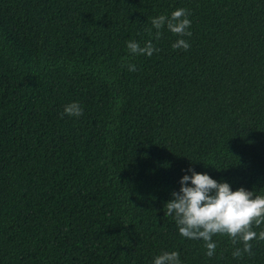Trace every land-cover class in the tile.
<instances>
[{
  "label": "trees",
  "instance_id": "trees-1",
  "mask_svg": "<svg viewBox=\"0 0 264 264\" xmlns=\"http://www.w3.org/2000/svg\"><path fill=\"white\" fill-rule=\"evenodd\" d=\"M178 8L191 36L149 35ZM190 168L264 195V0H0V264H264L179 234Z\"/></svg>",
  "mask_w": 264,
  "mask_h": 264
},
{
  "label": "clouds",
  "instance_id": "clouds-1",
  "mask_svg": "<svg viewBox=\"0 0 264 264\" xmlns=\"http://www.w3.org/2000/svg\"><path fill=\"white\" fill-rule=\"evenodd\" d=\"M189 12L185 8H178L170 16L160 15L151 18L152 28L147 29L152 35L155 29V39L162 36V29H167L177 37L191 36ZM132 55H147L151 57L159 49L154 47L151 40L143 47L132 40L126 42ZM190 44L183 38L172 44L173 49L188 50ZM129 71H135V66L129 64ZM64 115L79 118L83 115V108L72 102L64 107ZM191 175H184L179 183L178 192L172 193V199L166 203V216H172L178 227L179 234L187 239L202 240L205 255L211 258L216 253L217 244L214 236H228L234 245L242 244V248H235L234 258H242L245 253H251L252 241H264V229L259 232L254 228L264 225V195L246 190L243 187L233 191L227 182H218L206 173H197L188 169ZM190 181V186H189ZM153 264H181L177 251H164L154 258Z\"/></svg>",
  "mask_w": 264,
  "mask_h": 264
}]
</instances>
